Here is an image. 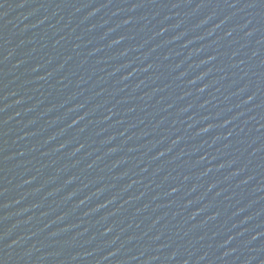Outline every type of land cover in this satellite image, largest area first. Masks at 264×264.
Listing matches in <instances>:
<instances>
[{"label":"water","instance_id":"water-1","mask_svg":"<svg viewBox=\"0 0 264 264\" xmlns=\"http://www.w3.org/2000/svg\"><path fill=\"white\" fill-rule=\"evenodd\" d=\"M0 264H264V0H0Z\"/></svg>","mask_w":264,"mask_h":264}]
</instances>
